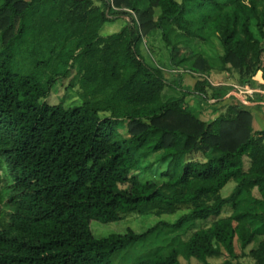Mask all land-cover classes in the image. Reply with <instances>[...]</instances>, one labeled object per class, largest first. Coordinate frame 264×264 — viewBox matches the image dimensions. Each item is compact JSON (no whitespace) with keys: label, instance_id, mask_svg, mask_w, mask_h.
Returning <instances> with one entry per match:
<instances>
[{"label":"trees","instance_id":"16d2710c","mask_svg":"<svg viewBox=\"0 0 264 264\" xmlns=\"http://www.w3.org/2000/svg\"><path fill=\"white\" fill-rule=\"evenodd\" d=\"M154 32L197 96L224 100L210 121L139 56ZM213 40V60L193 50ZM213 71L259 74L264 91V0H0V264H112L134 246L132 264H264V129ZM65 80L79 104H49ZM177 212L140 233L90 228Z\"/></svg>","mask_w":264,"mask_h":264},{"label":"rangeland","instance_id":"374dc122","mask_svg":"<svg viewBox=\"0 0 264 264\" xmlns=\"http://www.w3.org/2000/svg\"><path fill=\"white\" fill-rule=\"evenodd\" d=\"M129 21L126 17H118L116 18L112 23L106 24L103 29L101 30V35L107 36L113 33L118 32L121 27L125 25ZM255 32V31H254ZM214 47V48H213ZM193 50L197 52H203L205 55L213 60L218 54H221V49L217 43L216 40H213V46H193ZM137 51L139 56L142 58V60L149 65L150 67H156L159 68L162 72V75L164 79L167 81V83L170 85V87H178L175 90L169 88L166 90L167 96H179V93L184 94L185 96V102L188 103V106L196 112L202 120L210 121L212 118H214L217 114L216 112L224 106L223 99H220L221 103H217L216 100L213 99H207L205 101L201 97L197 96L193 92V86L195 81L197 80L198 76L195 73L192 72H184L180 70H176L171 67L169 62V51L165 47L164 43L161 40V37L159 33L154 32L148 36H146L142 43L138 45ZM209 81L213 85H225V86H233L236 90L234 93L236 96L240 91L243 93H240L242 96V100L244 103H252V100H248L250 96L248 90H251L253 92V89L259 94V90L261 88V79L260 75L252 79V82L249 83V85L240 86L238 75L231 71L229 73L226 72H217L213 71L209 75ZM68 80L65 81H59L56 86L54 87L53 91L51 92L50 96L48 97V102L51 105L57 104L60 101H63L64 105L67 107L79 104V100L77 98V95L74 91L66 89ZM177 84V85H176ZM248 90H247V89ZM251 88V89H250ZM259 89V90H258ZM184 93H183V92ZM262 91V90H261ZM263 92V91H262ZM246 93V94H245ZM248 93V94H247ZM255 93V92H253ZM227 96L224 97V99ZM238 97V96H237ZM235 98V100L239 103L238 98ZM216 101V103H215ZM227 103V102H226ZM254 103V102H253ZM240 104V103H239ZM241 105V104H240ZM244 106V105H242ZM248 108L250 111H255L258 114H264V104H258L254 106L252 109L248 106H244ZM255 109V110H254ZM251 112V113H252ZM254 118L255 114H254ZM264 126V124H263ZM246 163V160H244ZM247 166V165H245ZM4 168L0 170V173H5L6 169ZM144 179H153L155 181H158L157 177L151 176V175H144ZM234 187V183L230 182L228 183L221 191V195L223 197H227L230 192L232 191ZM180 212H177L173 215H163L160 217H141V216H133L128 217L125 220H122L117 223H111V224H101L96 221H92L90 223V228L92 231V234L94 237H105L111 233H124L127 229H131L136 233H140L145 231L148 227L152 226L154 223H156L159 220H163L166 222H172L176 220L180 216ZM230 214L229 208H225L223 211L222 216H228ZM6 211L2 210L0 212V222L4 223L6 221ZM199 227H205V223H198L196 224V228ZM235 246V252L239 255L240 249L237 244V242H234ZM138 246V245H137ZM251 248H247L245 250V253ZM143 250L138 249L136 246L131 247L127 251L120 252L116 256L112 258V264H132L133 261L142 254ZM225 259L224 257L221 258H208L207 264H219ZM181 264H202L194 259H190L188 261L183 260L182 258L179 259ZM238 261L241 264H253L252 261L248 257H239Z\"/></svg>","mask_w":264,"mask_h":264},{"label":"crops","instance_id":"0c3cea01","mask_svg":"<svg viewBox=\"0 0 264 264\" xmlns=\"http://www.w3.org/2000/svg\"><path fill=\"white\" fill-rule=\"evenodd\" d=\"M251 89V88H250ZM252 90V89H251ZM259 90V89H258ZM253 92L257 93L255 91V89H253ZM259 94L261 95V97H256L253 101H251L252 103H249L247 106L250 107L251 109L258 105V104H264V91L262 92L261 90H259ZM249 96V95H248ZM251 97V96H250ZM250 97H248V100H251ZM254 102V103H253ZM188 104V103H187ZM255 110V109H254ZM252 112V111H251ZM254 114L255 117L254 118ZM201 117V116H200ZM202 119V118H201ZM213 119V118H212ZM205 121V120H204ZM264 114H258L257 112L253 111L252 112V127L254 131H260L264 129Z\"/></svg>","mask_w":264,"mask_h":264},{"label":"built area","instance_id":"2783aa9c","mask_svg":"<svg viewBox=\"0 0 264 264\" xmlns=\"http://www.w3.org/2000/svg\"><path fill=\"white\" fill-rule=\"evenodd\" d=\"M247 89V88H246ZM236 90V89H235ZM234 90V91H235ZM248 90V89H247ZM248 92H249V96L253 93L251 90H248ZM234 93H237V92H232L231 94H229L228 96H233L234 98H236L237 96V98H238V101H239V103L240 104H242V105H244V106H247L248 104L247 103H244V101L242 100V96H241V94L240 93H243L242 91H240V93H238V95L236 96V94H234ZM246 94V93H245ZM248 94V93H247ZM227 96V97H228Z\"/></svg>","mask_w":264,"mask_h":264}]
</instances>
